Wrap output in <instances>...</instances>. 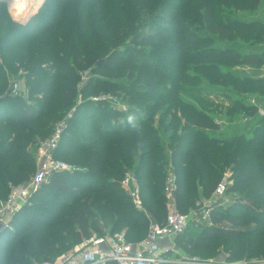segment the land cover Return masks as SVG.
Returning <instances> with one entry per match:
<instances>
[{
    "label": "trees",
    "instance_id": "obj_1",
    "mask_svg": "<svg viewBox=\"0 0 264 264\" xmlns=\"http://www.w3.org/2000/svg\"><path fill=\"white\" fill-rule=\"evenodd\" d=\"M174 1L127 0L125 7H114L107 23L101 22V11L95 4L83 6L78 15L72 12L77 19L71 24L65 19L62 20L64 24L58 20L57 13L61 15L66 10L60 9L57 13L47 10L41 17L35 16L46 24L33 32L34 40L41 41L49 36L53 43L35 57L28 55L27 46L32 40L31 32L25 28L29 24L13 21L5 7L0 6V48L2 52L6 51L3 60L11 58L8 67L12 72L18 70L17 63L24 69L27 93H52L55 81L61 78L62 88L57 93L60 106L72 108L81 95L84 100L74 116L82 120L93 119L87 109H97L101 116H109L103 130L91 129L90 133L97 132V135L87 140L74 134V116L69 119L61 140L68 133L71 140L66 139V150L61 153L62 157L75 154L71 160L74 166L71 170L54 172L31 198L38 206L28 208L31 205L25 204L23 212L15 216L19 215V219L12 222L13 229L8 226L0 229V264L54 260L93 234L124 231L129 241L144 239L151 222L162 224L166 220L169 197L165 184L171 174L176 177L174 196L179 211L185 214L196 208L199 212L197 204H203L202 201L207 202L206 207L210 209L209 223L200 224L193 217L194 224L189 223L183 234L175 235L176 241L184 242L192 250L223 255L228 261L252 257L264 259V114L260 113L258 104L235 100V105L247 117H257L256 122L247 132H234L221 138L216 135L222 129L221 125L207 112L182 100L177 94L180 88L162 96L172 100L170 106L159 112L157 123L153 113L136 118L139 131L122 124L121 120L126 121L128 115L115 109L108 110L104 100H86L89 90L97 88L138 94L141 93L136 87L139 84L149 94L158 93L162 84L167 88L166 80L171 77L165 72L159 73L153 63L146 65L135 58L133 50L141 43L138 38L145 35L139 31L144 21L156 10L177 6ZM261 2L189 0L182 3L179 5L181 10L173 16L180 34L176 40L178 53L194 59L206 57L207 48L213 47L219 36L234 43L218 51L219 60L262 66L264 19L245 20L231 15L235 10H256ZM64 4V0H58L55 5ZM191 22H196L201 30L192 32ZM20 36L22 38L16 40ZM237 36L246 44L238 43ZM92 44H99V47L92 49ZM144 58L151 59L145 55ZM102 60L104 62L99 66ZM46 64L48 67L44 66ZM208 69L216 71L209 80L224 83L237 93L264 95V77L234 75L218 71L216 66ZM85 73L88 76L83 82ZM117 77L130 82L121 83L115 80ZM82 82L84 88L80 91ZM23 96L11 93L4 67L0 64V198L9 191L8 183L27 182L36 168L35 161L29 160L32 156L26 147L18 146L25 137V130L20 139L17 138L20 134L15 138L12 136L16 129L26 128L41 118L47 104H33ZM139 100L131 97L129 101ZM131 105L134 106L129 115L138 114L135 103ZM158 105H154V109ZM227 114L230 118L236 117L233 110ZM119 115H122L121 120ZM167 116L171 118L167 120ZM181 116H184L183 122ZM163 133L168 134L166 144ZM29 137L32 140V136ZM58 149L59 146L55 151L57 157ZM226 170L232 173L230 183L225 194L219 196L215 193L216 188ZM127 173H131L137 182L142 209L136 206L122 185ZM190 230L192 235L187 236Z\"/></svg>",
    "mask_w": 264,
    "mask_h": 264
},
{
    "label": "rangeland",
    "instance_id": "obj_2",
    "mask_svg": "<svg viewBox=\"0 0 264 264\" xmlns=\"http://www.w3.org/2000/svg\"><path fill=\"white\" fill-rule=\"evenodd\" d=\"M58 0H0V6H4L8 14L10 15L11 19L15 22L20 24H29L26 30L27 32H31L29 35L30 44L28 47V55H40L43 54L44 51L47 50L48 47L53 43V38L49 37L47 39L41 38V41L34 40V34L38 28H41L46 24L45 21H39L41 18H35V16H40L46 14L47 10L57 13V10L63 9L67 12H63L64 14L60 15L58 12V20H60L61 24H64L62 20H66L68 24H71L72 20H76L77 18L71 15L72 12H76L78 15L83 6L89 5L92 6L95 4V8L98 11H101V22L107 23L109 19L111 20L112 12L114 11V7L121 8L125 7V1L127 0H102L100 3L96 2V0H64V5H55ZM189 0H175L174 3L177 6L169 8L168 10L159 9L154 11L153 16H149L141 26L139 30L141 33H144V36L139 37L140 40L139 44L135 47L136 50H133L135 54V58L139 59L144 64H151L153 63L158 67L159 73L165 72L168 77L171 79L166 80V89L162 86L158 89V93H147V89L141 84L137 85V90L141 93H126L121 90H114L108 88H97L93 90H89V96H87L86 100H92L94 102L98 100H104L107 106V109H115L120 113H124L126 115L130 114V109L132 108L131 104L135 103L136 110L138 114H133L136 118L145 117L147 114L153 113V119L157 123L159 112L162 109H165V106H170L172 98L167 97L164 98L162 96H168L171 92L175 93L177 88H180L177 91L178 96L185 102L193 104L198 110H202L207 112L211 118H213L214 122L221 125V131L217 132L218 137H224L230 133L234 132H247L253 124L256 122L257 117L249 118L247 117L243 111H240L239 107L235 105V100H242L250 102L251 104H258L261 111H264V95L257 96L256 94L251 93H237L234 89H231L228 86H225L224 83H221L217 80H209L210 75L215 73V70L209 71L208 67L216 66L218 71L221 72H230L234 75L240 76H249L252 78H260L264 77V64L262 66H250V65H241L232 62H224L218 59L217 54L219 50L225 49L228 46L234 45L232 40L230 39H222L219 36H216V40L213 47H208L209 49L206 57L200 59H194L187 56H182L178 53V45H177V38L179 37V29L176 25V21L173 22V16L176 15V12H179L181 9L179 5L182 3H188ZM154 4V2H151ZM1 8V7H0ZM232 18L238 19H264V0H262L260 6L256 10H240V11H232L231 13ZM99 16V17H100ZM120 22V19L119 21ZM66 24V23H65ZM191 31L199 32L198 24L196 22H191L190 26ZM27 33L24 34L26 36ZM22 36L18 37L16 40L21 39ZM238 43L246 44L244 41L239 39V36L235 38ZM128 42V41H127ZM185 46V45H184ZM99 44L93 45L92 49L98 48ZM194 50L196 49L194 46H191ZM83 49V48H81ZM215 49V51H214ZM2 48H0V64L4 67L5 74L8 78L9 83V90L14 95H24L28 101L33 104L39 103H46V108L44 109L43 115L41 118L36 120L35 122L26 125V128H18L15 130L12 138H22L21 132L25 130V137H23L22 141L18 142V146H25L27 151L31 154L32 159L35 161V171H31L30 179H33L35 172L37 171L38 167L41 165L40 160V144L43 140L47 139L53 129L58 126L59 124H66L69 125V119H71L76 110L78 109L79 105L84 100V96H78L75 105L72 108L65 109L59 104V96L57 93L62 88V81L61 78L57 79L54 83V91L52 93L46 92L38 95H30L27 93L26 90V82L27 79L25 77V71L19 64L17 63L15 66L18 67L16 72H12L11 69L8 67L10 59L7 61L3 60V55L5 56V50L2 52ZM145 56H150V60L144 58ZM48 67V64L44 65ZM201 67V68H200ZM210 72V73H209ZM209 73V74H208ZM88 73L84 74L83 82L87 79ZM116 81L121 83H129L128 79L124 77H117L115 78ZM158 80V79H156ZM83 82L80 84L79 89L80 91L83 90L84 84ZM145 92V93H144ZM175 94V96H177ZM141 99L139 102L131 103L129 101L130 98ZM50 104L48 102H50ZM158 103H160L158 105ZM142 104V105H140ZM154 105H158L156 109H154ZM178 107V106H177ZM177 107L173 108H166L168 110H178ZM106 109V108H105ZM97 109H87L88 112L92 115L93 119L85 118L81 119L78 116H74L73 118V125L74 134H76L79 139L87 140L88 138H94L97 135V132H91V129L99 128L100 130L104 128V121H109V116H101ZM233 110L236 113V117L230 118V115L227 113ZM259 110V111H260ZM10 112V111H9ZM11 113V112H10ZM101 113V112H100ZM60 115L59 119L54 120ZM51 116L53 119H51ZM119 119H122V115L117 116ZM115 117V120L116 118ZM167 120L171 118V116L166 117ZM54 120V121H53ZM113 120V121H115ZM184 116H181V122H183ZM118 122V121H117ZM49 128V126H51ZM32 136V140L30 137ZM71 134H66L61 141H59V152L57 159L62 160L63 162L67 163L68 165H72L71 160L74 158L75 154H71L68 157H62L61 150H66V139H70L69 136ZM48 136V137H47ZM165 144L167 143L168 134L163 133ZM47 137V138H46ZM45 138V139H44ZM71 140V139H70ZM58 148V147H57ZM34 157V158H33ZM171 172V171H170ZM131 174V173H129ZM231 172L226 170L223 174L222 179H225L226 184L230 183ZM221 179V180H222ZM30 182V181H29ZM26 184L27 182L21 183H8L9 184V191L7 194L4 195L3 198H0V209H3V216L0 218L2 222H7L6 227H11L13 229L12 222H15L19 219V215L15 217L17 214L23 212V207L25 204H29L32 208L34 202H32L31 198L37 192L33 191L32 194L28 197V200L24 202L16 203L13 207L11 204H6L11 195L13 193V188H15L19 184ZM47 183V182H46ZM45 184V183H44ZM32 188H29L31 191ZM141 201V200H140ZM203 204H197L199 207V211L203 210L207 206V202L202 201ZM34 206H38L35 203ZM170 208V206H169ZM15 212H12L15 210ZM172 209V208H171ZM170 210V209H169ZM198 209L191 208L185 214L189 217V223L193 225V217H195L194 213L197 212ZM19 212V213H18ZM34 212V210H33ZM1 213V212H0ZM37 213V209L35 210V214ZM32 214V213H31ZM18 218V219H17ZM150 226V225H149ZM193 226H191L192 228ZM149 230V229H148ZM192 235V230L189 231L187 236ZM142 240V239H141ZM139 240V241H141ZM138 242V241H133ZM223 248V246H220ZM218 248V247H216ZM221 250V248L219 249ZM213 253L208 251H199V250H192L182 241H176V239H171L168 242L161 243L160 255H162V262L173 263V264H264V259L259 258H250V259H239L235 261H228L223 258V255L217 254L212 255ZM36 261V260H35ZM33 261V262H35Z\"/></svg>",
    "mask_w": 264,
    "mask_h": 264
},
{
    "label": "built area",
    "instance_id": "obj_3",
    "mask_svg": "<svg viewBox=\"0 0 264 264\" xmlns=\"http://www.w3.org/2000/svg\"><path fill=\"white\" fill-rule=\"evenodd\" d=\"M260 113L264 114V111L260 110ZM65 127L66 124H59L52 134L41 142V165L35 172L33 179L31 178L26 184H19L13 188L11 198L6 204L9 203L13 207L21 200L26 202L33 191H37L40 189L39 187L48 182L54 172L73 168V166L57 159L55 156V151ZM122 185L133 198L136 206L142 209L139 187L134 176L127 173L122 180ZM175 187L176 177L171 174L165 184V192L169 197L168 205L170 206L166 220L162 224L151 222L147 236L141 241L137 243L129 241L124 231L102 235L93 234L85 238L75 249L58 256L54 260H42L33 264H111L112 262L115 264H157L162 262V255H160L161 243L174 239L175 235L183 234L189 225V217L176 208ZM29 188H32L31 191ZM226 189V181L222 179L215 193L223 196ZM4 211L6 213V209ZM4 211L0 209V218L4 215ZM15 211L16 209L12 212ZM194 215L195 220L200 224L210 222V209L208 207L195 212ZM0 224L6 225L7 222H2L1 219Z\"/></svg>",
    "mask_w": 264,
    "mask_h": 264
},
{
    "label": "clouds",
    "instance_id": "obj_4",
    "mask_svg": "<svg viewBox=\"0 0 264 264\" xmlns=\"http://www.w3.org/2000/svg\"><path fill=\"white\" fill-rule=\"evenodd\" d=\"M121 123H126L128 126H130L131 129H134L136 131L140 130V125L136 122V117L133 115H128L126 121L122 119Z\"/></svg>",
    "mask_w": 264,
    "mask_h": 264
},
{
    "label": "water",
    "instance_id": "obj_5",
    "mask_svg": "<svg viewBox=\"0 0 264 264\" xmlns=\"http://www.w3.org/2000/svg\"><path fill=\"white\" fill-rule=\"evenodd\" d=\"M103 60L102 61H100L99 63H98V65L100 66V65H102L103 64ZM6 225H4V224H0V229H2V228H4Z\"/></svg>",
    "mask_w": 264,
    "mask_h": 264
},
{
    "label": "crops",
    "instance_id": "obj_6",
    "mask_svg": "<svg viewBox=\"0 0 264 264\" xmlns=\"http://www.w3.org/2000/svg\"><path fill=\"white\" fill-rule=\"evenodd\" d=\"M165 242H168V241H165Z\"/></svg>",
    "mask_w": 264,
    "mask_h": 264
}]
</instances>
